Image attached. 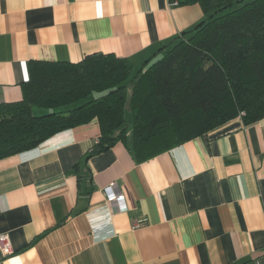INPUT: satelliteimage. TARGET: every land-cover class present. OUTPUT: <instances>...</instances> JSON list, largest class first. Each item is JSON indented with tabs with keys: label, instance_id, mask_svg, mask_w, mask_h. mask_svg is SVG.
I'll return each instance as SVG.
<instances>
[{
	"label": "crops",
	"instance_id": "crops-1",
	"mask_svg": "<svg viewBox=\"0 0 264 264\" xmlns=\"http://www.w3.org/2000/svg\"><path fill=\"white\" fill-rule=\"evenodd\" d=\"M205 18L169 0H0V103L22 99L31 61L103 52L138 70ZM99 135L93 120L0 159V234L15 249L0 264H264V117L145 161L122 142L87 159Z\"/></svg>",
	"mask_w": 264,
	"mask_h": 264
},
{
	"label": "trees",
	"instance_id": "trees-1",
	"mask_svg": "<svg viewBox=\"0 0 264 264\" xmlns=\"http://www.w3.org/2000/svg\"><path fill=\"white\" fill-rule=\"evenodd\" d=\"M169 1L200 4L206 18L138 70L103 52L79 62L31 61L22 99L0 103V159L93 120L100 135L87 159L122 142L137 161L239 116L246 124L261 120L264 0Z\"/></svg>",
	"mask_w": 264,
	"mask_h": 264
},
{
	"label": "built area",
	"instance_id": "built-area-1",
	"mask_svg": "<svg viewBox=\"0 0 264 264\" xmlns=\"http://www.w3.org/2000/svg\"><path fill=\"white\" fill-rule=\"evenodd\" d=\"M171 5H176V3H171ZM97 142V141H96ZM116 184L111 183L106 189L105 194L107 201L109 203L115 204L121 212H127L128 207L125 203V195L121 192H114ZM145 219L139 221V225L145 223ZM0 252L3 257H8L15 252L13 247L12 241L8 233H1L0 234Z\"/></svg>",
	"mask_w": 264,
	"mask_h": 264
},
{
	"label": "rangeland",
	"instance_id": "rangeland-1",
	"mask_svg": "<svg viewBox=\"0 0 264 264\" xmlns=\"http://www.w3.org/2000/svg\"><path fill=\"white\" fill-rule=\"evenodd\" d=\"M241 5H238L236 8H238V7H240ZM37 109V108H36ZM127 118H130L131 117V114H130V112L129 111H127Z\"/></svg>",
	"mask_w": 264,
	"mask_h": 264
}]
</instances>
